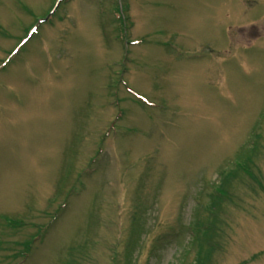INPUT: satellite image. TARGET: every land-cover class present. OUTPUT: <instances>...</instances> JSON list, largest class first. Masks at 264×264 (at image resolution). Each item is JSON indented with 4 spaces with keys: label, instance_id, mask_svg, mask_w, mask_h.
I'll return each mask as SVG.
<instances>
[{
    "label": "rangeland",
    "instance_id": "obj_1",
    "mask_svg": "<svg viewBox=\"0 0 264 264\" xmlns=\"http://www.w3.org/2000/svg\"><path fill=\"white\" fill-rule=\"evenodd\" d=\"M57 1L0 0V264H264V0Z\"/></svg>",
    "mask_w": 264,
    "mask_h": 264
},
{
    "label": "trees",
    "instance_id": "obj_2",
    "mask_svg": "<svg viewBox=\"0 0 264 264\" xmlns=\"http://www.w3.org/2000/svg\"><path fill=\"white\" fill-rule=\"evenodd\" d=\"M247 165H248V164H245V163H244V164L240 165V167H241L242 170H244V169H245V170H250L249 166H247Z\"/></svg>",
    "mask_w": 264,
    "mask_h": 264
}]
</instances>
